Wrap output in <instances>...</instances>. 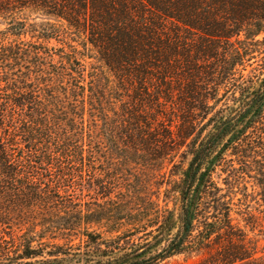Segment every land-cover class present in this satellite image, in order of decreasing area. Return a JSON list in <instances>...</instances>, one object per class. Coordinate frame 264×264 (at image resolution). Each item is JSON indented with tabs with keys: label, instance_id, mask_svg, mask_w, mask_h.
Listing matches in <instances>:
<instances>
[{
	"label": "trees",
	"instance_id": "16d2710c",
	"mask_svg": "<svg viewBox=\"0 0 264 264\" xmlns=\"http://www.w3.org/2000/svg\"><path fill=\"white\" fill-rule=\"evenodd\" d=\"M27 9L66 22L134 96L122 104V128L129 131L119 146L116 91L86 63L88 49L82 54L75 37L55 28L10 24L21 32L14 36L31 40L0 41V204L8 205L0 217H59L41 226L42 235L59 234L66 243L46 245L44 264H159L209 249L221 236L231 243L234 186L253 181L264 207V73L244 75L253 49L264 43L255 40L264 33V0H0V17ZM183 30L204 34L199 47ZM52 38L61 48L45 46ZM167 104L202 121L201 134L209 129L174 188L180 195L174 234L158 205L120 187L101 161L105 149L149 142L173 148L170 127L159 121ZM87 185L111 205L109 219L86 207ZM113 194L123 200L114 202ZM104 220L105 233L90 227ZM32 244L25 235L1 234L0 260L43 258V245Z\"/></svg>",
	"mask_w": 264,
	"mask_h": 264
},
{
	"label": "rangeland",
	"instance_id": "374dc122",
	"mask_svg": "<svg viewBox=\"0 0 264 264\" xmlns=\"http://www.w3.org/2000/svg\"><path fill=\"white\" fill-rule=\"evenodd\" d=\"M13 22L15 24L23 23L25 28L29 30L31 26V31L55 28L61 34L67 33V35H70L67 36L69 38L75 37L72 36L74 32L70 31V27H68L66 22L49 18L44 16V13L27 9L17 13L14 18L0 17V41L31 40V34H26L21 37L14 36L21 32L18 30H9L11 27L10 24ZM182 34L184 38L190 39L192 43L193 41L194 43L196 42L197 47H199L204 37V34L197 30L193 32L183 30ZM56 39L45 40L43 43L49 49L61 48L60 42ZM59 40L61 41V39ZM240 40H244V35L240 37ZM255 40L263 42L264 33L257 36ZM77 41L82 54L84 53L83 48L90 50V52L87 50L88 58L86 63L97 68L102 76L105 77L106 83H108L107 79H109L115 88L116 92L113 97L118 99L114 101V111L117 113V116L112 115V124L114 125L113 132L115 133L116 141L120 146L122 144L121 139L124 140L129 131L128 128L127 130L122 128L124 127L122 126L123 117H125L124 120H127L125 114L127 112V106L124 107L122 104L130 102L129 98L125 95H132L133 97V92L132 90L129 91L130 88L127 84H121L116 76L109 72L105 65L100 62L97 53L85 39L79 37L72 44L75 45ZM184 55L186 54L184 53ZM252 57L253 60L251 63L246 65L247 68L244 75L250 76L253 73V69H256V72H254L256 75L264 73V43L253 49ZM183 60L185 59L183 58ZM183 60H180L181 63H183ZM127 90L130 94H127ZM162 110L163 116L159 118V121L170 127L177 141L173 148L158 149L154 147V143L149 142L137 148H127V151H119L113 148L111 151H107L105 149L103 150L104 154H102L101 161L105 163L107 169L112 170V174L116 176L120 187L123 189L132 187L142 197V201L149 200L156 203L161 214H164L166 218H170V223H174V228L172 229V234H174L178 224L180 201V195L174 188L184 178L188 170L193 158L194 144L197 143L196 146L198 147V144L207 135L209 129L203 131L201 134V131L199 129L197 130V128H199L200 122L202 121L195 120V117L189 118L188 115L187 118L176 104H167L162 107ZM194 112L198 114L197 109H194ZM205 123L206 121L203 124ZM194 132L195 134L193 135ZM190 143L192 145L189 146ZM220 186L222 185L220 184ZM234 187L236 188L232 196L234 204L232 207V220L233 225L237 229L233 231L235 238H232V242L230 243V239H227L225 236H221V240L216 241L209 249H204L199 252H183L159 264H264V207L259 201L260 189L249 179H246L241 186L235 185ZM94 189V187L91 189L90 186H85L83 190L85 197L82 200L86 203V207L96 210L103 219H109L108 212L111 211L112 207L111 205H107L106 200L98 196L96 192H93ZM112 198L116 203L123 200L117 194H113ZM4 207H8V205L6 203L0 204V213L5 211ZM105 220L102 223L90 224V227L93 231L105 233V228H103L106 227L107 222ZM59 221V217L46 216L45 219L40 220L36 216H20L17 213H11L10 218L0 217V233L4 237H8V234L12 233L18 237L25 235L33 238L32 248L34 249H37L39 244H42L43 258L24 261L23 263L44 264L50 259L47 253L51 250L45 246L50 243L63 245L66 241L61 240V235L59 234L52 236V234L47 232V234L42 235V230L44 229L41 226L48 227L51 223H58ZM78 243V238H76L74 244ZM75 252L72 251V253ZM10 255V258L15 257L14 254ZM250 256H252V259L248 258ZM242 259L244 260L240 261ZM10 261L9 263L0 260V263L14 264L15 262V260ZM68 264L77 263L71 262Z\"/></svg>",
	"mask_w": 264,
	"mask_h": 264
}]
</instances>
